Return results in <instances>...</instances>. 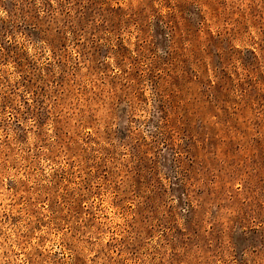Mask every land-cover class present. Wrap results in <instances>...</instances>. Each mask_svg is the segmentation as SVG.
Wrapping results in <instances>:
<instances>
[{
	"label": "rangeland",
	"instance_id": "374dc122",
	"mask_svg": "<svg viewBox=\"0 0 264 264\" xmlns=\"http://www.w3.org/2000/svg\"><path fill=\"white\" fill-rule=\"evenodd\" d=\"M0 264H264V0H0Z\"/></svg>",
	"mask_w": 264,
	"mask_h": 264
}]
</instances>
